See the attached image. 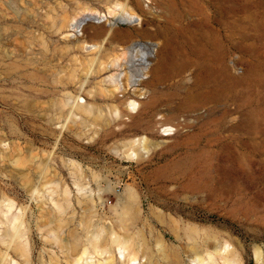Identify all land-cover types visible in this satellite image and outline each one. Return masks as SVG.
I'll use <instances>...</instances> for the list:
<instances>
[{"label":"rangeland","instance_id":"1","mask_svg":"<svg viewBox=\"0 0 264 264\" xmlns=\"http://www.w3.org/2000/svg\"><path fill=\"white\" fill-rule=\"evenodd\" d=\"M119 2L136 14L115 38L72 26L94 14L107 29ZM119 73L129 85L114 95L102 79ZM80 93L89 109L73 115ZM126 99L144 105L132 112ZM143 137L148 150L127 158L126 143ZM127 186L129 233L149 264L226 247L264 264V0H0V207L27 208L33 264L69 259L41 237L54 213L35 194L67 192L64 229L81 231L90 199L111 223Z\"/></svg>","mask_w":264,"mask_h":264},{"label":"bare ground","instance_id":"2","mask_svg":"<svg viewBox=\"0 0 264 264\" xmlns=\"http://www.w3.org/2000/svg\"><path fill=\"white\" fill-rule=\"evenodd\" d=\"M116 6L120 9L121 16L109 22L106 25L107 29H101L92 25V23L101 24L108 21L105 19L106 17L94 14L84 16L83 19L72 26L80 34H83L85 30H94L95 38H105V40L109 36L115 38L118 36L119 31L116 27L121 24L120 21L132 23L136 14L129 9L127 3L119 2ZM113 12L115 11H109V15L113 14ZM114 30L116 31L115 34H111ZM102 44L93 43L91 47H88V50L92 52L100 51L103 48ZM126 44L127 42L125 41L124 47L130 49L131 46ZM102 70L104 69L102 68L97 71V76H101ZM128 79L127 75L119 73L107 77V79H102V82L110 84L112 89L109 91L115 95V91L119 89L126 92V88L129 85ZM131 83L133 85L136 83L142 84L144 81L132 80ZM81 97V93L72 97L71 113L73 115L87 112L89 109V103L86 101L79 102V99H82ZM126 102L128 110L136 113L144 105L143 101L140 100L129 101V99H126ZM113 111L119 116L120 112H118L119 110L116 107L113 108ZM159 125L164 136L175 134L176 129L166 121L159 122ZM147 141L148 138L143 137L127 142L125 145L127 147L125 150L127 158H138L141 151L148 150ZM35 198L37 200L41 199L40 202L45 204V210L42 213H54L52 222L55 226L47 229L46 232H44V229L38 227L39 233L46 244L57 246L63 251L68 252L66 253V257H69L66 260L68 264H149L148 257L142 254L144 244L140 242L135 247V236L130 234L128 229V216L132 213L131 204L136 199L135 191L131 186H127L126 190L119 195L117 205L110 208V212H112L111 223L108 221L110 216L105 212H99L94 203L95 200L90 199L91 207L89 215L81 220V231L71 228L65 231L64 229L68 223L66 211L72 205V199L67 192L61 198L56 196L53 191L48 192L43 198L35 194ZM99 199H101V196ZM77 201L80 203L82 200L78 197ZM137 212L140 214L139 208ZM28 213L27 208L19 207L15 200H3L0 207V264H33L35 241L32 226L27 221ZM94 217H99L100 221L95 223L93 221ZM114 222L118 225L119 230L114 228ZM51 252L55 254L54 251ZM216 255L223 261V264H241L240 257L233 251H230L229 247L219 249L215 254L207 252L206 256L196 258L193 262L194 264H219L215 258ZM259 259L260 255H258ZM50 264L62 263L57 259Z\"/></svg>","mask_w":264,"mask_h":264},{"label":"water","instance_id":"3","mask_svg":"<svg viewBox=\"0 0 264 264\" xmlns=\"http://www.w3.org/2000/svg\"><path fill=\"white\" fill-rule=\"evenodd\" d=\"M120 23H121V24H126V23H128V22H126V21H120Z\"/></svg>","mask_w":264,"mask_h":264}]
</instances>
